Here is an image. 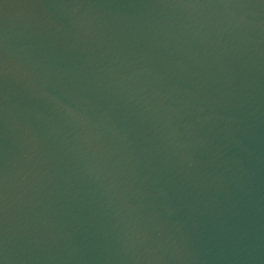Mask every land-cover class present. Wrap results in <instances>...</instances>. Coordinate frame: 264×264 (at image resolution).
Instances as JSON below:
<instances>
[{"label": "water", "instance_id": "95a60500", "mask_svg": "<svg viewBox=\"0 0 264 264\" xmlns=\"http://www.w3.org/2000/svg\"><path fill=\"white\" fill-rule=\"evenodd\" d=\"M0 264H264V0H0Z\"/></svg>", "mask_w": 264, "mask_h": 264}]
</instances>
